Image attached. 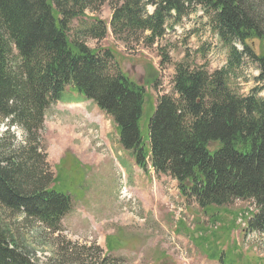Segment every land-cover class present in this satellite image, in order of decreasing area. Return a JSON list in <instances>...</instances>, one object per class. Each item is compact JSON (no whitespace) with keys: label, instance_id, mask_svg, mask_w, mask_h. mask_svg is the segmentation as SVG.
Wrapping results in <instances>:
<instances>
[{"label":"trees","instance_id":"trees-1","mask_svg":"<svg viewBox=\"0 0 264 264\" xmlns=\"http://www.w3.org/2000/svg\"><path fill=\"white\" fill-rule=\"evenodd\" d=\"M105 1L0 0V128L7 122L6 133L0 132V205L53 231L71 210L76 187L68 185V179L81 177V167L71 172L68 154L57 164L55 177L40 166L43 160L50 169L40 145L47 111L69 88L113 119L120 144L140 169L151 167L177 181L181 196L195 201L209 218L208 228L224 227L228 235L235 227H230L225 207L237 200L252 201L257 213L237 211L246 212L248 233L263 234L264 0L112 3L113 34L126 42L154 45L164 37L169 21H181L196 5L230 48L228 66L213 74L179 64L174 84L180 99L163 96L156 109L147 103L143 85L119 71L111 75L110 50L89 48L70 36L72 21L97 11ZM84 33L102 40L107 27L97 20ZM255 40L260 42L259 53ZM245 58L258 66L260 85L241 96L231 89L230 75ZM147 104L151 115L144 138ZM13 127L25 132V145L9 136ZM201 230L208 229L200 228L194 236ZM69 245L57 249V259L37 263L0 225V264H115L100 247L86 258ZM87 250L92 252V247Z\"/></svg>","mask_w":264,"mask_h":264},{"label":"rangeland","instance_id":"rangeland-1","mask_svg":"<svg viewBox=\"0 0 264 264\" xmlns=\"http://www.w3.org/2000/svg\"><path fill=\"white\" fill-rule=\"evenodd\" d=\"M119 1L106 0L97 11L89 10L73 20L70 36L89 48L110 50L114 55L111 75L122 72L143 85L147 103L154 109L163 96L180 99L174 84L179 64L209 74L228 66L230 48L219 40L201 6L193 5L177 23L169 21L164 37L147 46L143 41L126 42L124 37L114 36L112 3ZM148 10L154 11L152 7ZM97 20L107 27L102 40L84 33ZM253 46L259 53L260 42L255 40ZM259 75L258 66L245 58L231 73L230 87L236 94L247 96L260 85ZM150 104L142 123L144 138L148 136ZM6 124H2L1 134L6 133ZM9 136L15 144L25 145L21 128H11ZM40 145L50 168L47 170L42 160L40 166L45 171L55 177L57 164L68 154L69 170L77 172L81 167L83 175L68 179V185L76 189L71 194V210L57 231L0 205V225L11 231L34 262L55 260L59 247L72 244L69 246H77L84 257L97 254L94 247H100L115 264H264V233H248L246 212L237 211L257 213L252 201L237 200L225 207L229 225L235 227L228 235H224V227L211 230L209 218L203 216L198 204L181 196L177 181L155 173L151 167L148 171L140 169L120 144L113 119L69 88L63 99L48 109ZM203 227L208 230L194 236L193 232ZM90 247L92 252L87 250Z\"/></svg>","mask_w":264,"mask_h":264}]
</instances>
